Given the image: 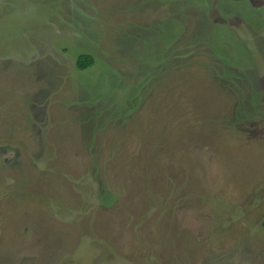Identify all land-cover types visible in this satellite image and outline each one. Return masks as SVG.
<instances>
[{"label":"rangeland","instance_id":"obj_1","mask_svg":"<svg viewBox=\"0 0 264 264\" xmlns=\"http://www.w3.org/2000/svg\"><path fill=\"white\" fill-rule=\"evenodd\" d=\"M0 264H264V0H0Z\"/></svg>","mask_w":264,"mask_h":264},{"label":"trees","instance_id":"obj_2","mask_svg":"<svg viewBox=\"0 0 264 264\" xmlns=\"http://www.w3.org/2000/svg\"><path fill=\"white\" fill-rule=\"evenodd\" d=\"M94 65L92 58L82 57L79 62V68L83 71L91 68Z\"/></svg>","mask_w":264,"mask_h":264}]
</instances>
